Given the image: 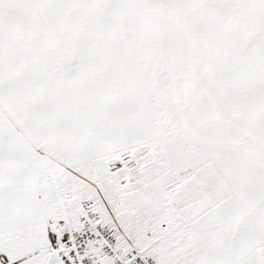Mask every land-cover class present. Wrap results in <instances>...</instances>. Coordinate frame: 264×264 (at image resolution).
Returning a JSON list of instances; mask_svg holds the SVG:
<instances>
[{
	"label": "snow or ice",
	"instance_id": "1",
	"mask_svg": "<svg viewBox=\"0 0 264 264\" xmlns=\"http://www.w3.org/2000/svg\"><path fill=\"white\" fill-rule=\"evenodd\" d=\"M0 264H264V0H0Z\"/></svg>",
	"mask_w": 264,
	"mask_h": 264
}]
</instances>
